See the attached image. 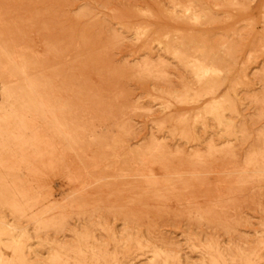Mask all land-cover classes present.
Masks as SVG:
<instances>
[{
	"label": "rangeland",
	"instance_id": "rangeland-1",
	"mask_svg": "<svg viewBox=\"0 0 264 264\" xmlns=\"http://www.w3.org/2000/svg\"><path fill=\"white\" fill-rule=\"evenodd\" d=\"M0 264H264V0H0Z\"/></svg>",
	"mask_w": 264,
	"mask_h": 264
},
{
	"label": "bare ground",
	"instance_id": "bare-ground-1",
	"mask_svg": "<svg viewBox=\"0 0 264 264\" xmlns=\"http://www.w3.org/2000/svg\"><path fill=\"white\" fill-rule=\"evenodd\" d=\"M61 125V124H60ZM63 129V128H62ZM62 129H61V131H62ZM61 131H60V133H61ZM67 135V134H66Z\"/></svg>",
	"mask_w": 264,
	"mask_h": 264
}]
</instances>
